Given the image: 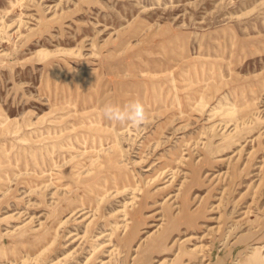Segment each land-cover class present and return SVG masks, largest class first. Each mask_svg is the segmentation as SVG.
<instances>
[{
  "label": "rangeland",
  "instance_id": "obj_1",
  "mask_svg": "<svg viewBox=\"0 0 264 264\" xmlns=\"http://www.w3.org/2000/svg\"><path fill=\"white\" fill-rule=\"evenodd\" d=\"M0 264H264V0H0Z\"/></svg>",
  "mask_w": 264,
  "mask_h": 264
},
{
  "label": "clouds",
  "instance_id": "obj_2",
  "mask_svg": "<svg viewBox=\"0 0 264 264\" xmlns=\"http://www.w3.org/2000/svg\"><path fill=\"white\" fill-rule=\"evenodd\" d=\"M103 117L120 126H129L140 128L148 120V112L144 103L135 99L123 105L106 102L102 109Z\"/></svg>",
  "mask_w": 264,
  "mask_h": 264
}]
</instances>
